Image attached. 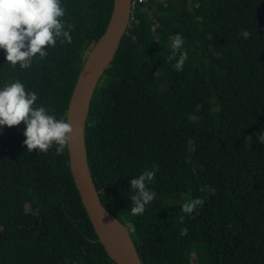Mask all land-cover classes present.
Segmentation results:
<instances>
[{
	"label": "trees",
	"instance_id": "obj_1",
	"mask_svg": "<svg viewBox=\"0 0 264 264\" xmlns=\"http://www.w3.org/2000/svg\"><path fill=\"white\" fill-rule=\"evenodd\" d=\"M61 2L72 43L58 41L29 69L0 49V88L19 80L37 106L67 119L114 0ZM177 34L182 71L168 60ZM25 130L0 135V264H116L81 202L68 149L29 152ZM262 132L264 0H151L136 10L94 94L86 145L101 201L130 229L143 264H264ZM153 165L156 198L134 216L130 180ZM194 198L205 203L189 216L182 205Z\"/></svg>",
	"mask_w": 264,
	"mask_h": 264
},
{
	"label": "clouds",
	"instance_id": "obj_2",
	"mask_svg": "<svg viewBox=\"0 0 264 264\" xmlns=\"http://www.w3.org/2000/svg\"><path fill=\"white\" fill-rule=\"evenodd\" d=\"M65 15L66 9L61 0H0V49L6 53L7 62L13 67L19 65L21 69H29L37 57L45 59L49 55L48 49L55 48L58 41L60 44H71L70 33L74 25L66 24ZM250 35L247 30H241L244 39H249ZM183 45L184 39L180 34L172 37V53L168 60L177 61L174 65L177 71L183 70L188 59L187 52L181 51ZM38 99V95L26 91L19 80L0 88V135L5 127H18L23 123L26 125L24 144L29 152L38 150L47 153L55 146L56 155H62L70 148L76 130L71 120L57 119L44 106H37ZM257 136L260 144L264 145V132L257 133ZM246 141L250 143L252 137ZM158 170V165H153L152 170H145L130 180L134 193L130 196L132 215H142L146 206L156 198V193L150 191L148 185L153 182ZM201 191L204 189L201 188ZM204 203L203 198L190 199L182 205V211L191 216ZM187 232L188 229L183 228L181 235Z\"/></svg>",
	"mask_w": 264,
	"mask_h": 264
},
{
	"label": "water",
	"instance_id": "obj_3",
	"mask_svg": "<svg viewBox=\"0 0 264 264\" xmlns=\"http://www.w3.org/2000/svg\"><path fill=\"white\" fill-rule=\"evenodd\" d=\"M131 11V0H114L106 30L85 59L67 110V119L76 130L68 148L73 181L100 243L116 264L143 263L130 229L110 214L101 201L90 168L86 127L94 94L130 28Z\"/></svg>",
	"mask_w": 264,
	"mask_h": 264
},
{
	"label": "built area",
	"instance_id": "obj_4",
	"mask_svg": "<svg viewBox=\"0 0 264 264\" xmlns=\"http://www.w3.org/2000/svg\"><path fill=\"white\" fill-rule=\"evenodd\" d=\"M151 0H131V21L135 20V12L139 7H143L150 3Z\"/></svg>",
	"mask_w": 264,
	"mask_h": 264
},
{
	"label": "rangeland",
	"instance_id": "obj_5",
	"mask_svg": "<svg viewBox=\"0 0 264 264\" xmlns=\"http://www.w3.org/2000/svg\"><path fill=\"white\" fill-rule=\"evenodd\" d=\"M158 1H159V0H158ZM148 19H149V18H148ZM196 147L199 149V148L202 147V145H201V144H197Z\"/></svg>",
	"mask_w": 264,
	"mask_h": 264
}]
</instances>
